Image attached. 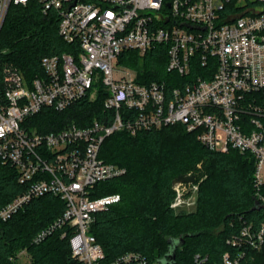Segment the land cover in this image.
<instances>
[{"label":"built area","instance_id":"built-area-1","mask_svg":"<svg viewBox=\"0 0 264 264\" xmlns=\"http://www.w3.org/2000/svg\"><path fill=\"white\" fill-rule=\"evenodd\" d=\"M30 1L0 0V32L10 7ZM37 1L44 13L58 14L59 34L70 49L42 57V73L31 80L14 62H0V159L27 185L0 210L2 220L35 197L59 196L65 211L36 235V243L65 228L71 231L72 256L82 264H151L134 251L106 262L91 227L97 212L122 197L90 193L126 171L100 157L108 136L177 123L210 150L250 155L256 200L264 204V0ZM158 45L165 48L167 71L177 77L140 82L128 66L116 75L115 63L125 51L144 57ZM8 52L0 48V59ZM101 94L105 115L88 126L71 123L42 132L27 125L45 107L62 111ZM195 182L174 187L175 210L190 190L198 192ZM228 243L235 253L226 251L215 264H242L247 249L264 245V221L244 225ZM25 254L23 249L18 256ZM195 261L208 264L199 254Z\"/></svg>","mask_w":264,"mask_h":264},{"label":"trees","instance_id":"trees-1","mask_svg":"<svg viewBox=\"0 0 264 264\" xmlns=\"http://www.w3.org/2000/svg\"><path fill=\"white\" fill-rule=\"evenodd\" d=\"M0 48L9 51L0 62H14L31 80L42 73V57L67 51L70 45L59 34L58 14L52 10L44 13L40 3L31 0L27 6L10 7L0 32ZM119 62L136 69L140 82L177 77L166 69L162 45L144 57L127 50ZM104 99L103 94L95 99L88 96L62 111L45 107L30 116L27 125L42 132L71 123L88 126L104 117ZM100 157L126 169L122 176L97 183L90 193L92 197L110 193L122 197L119 203L97 212L91 227L106 262L134 251L151 264H197V254L215 264L226 251L235 253L228 240L239 235L244 225L258 227L264 221L262 209L251 210L256 201L254 159L236 150H210L181 123L136 135L118 131L105 139ZM201 166L207 176L199 184L197 209L176 212L171 206L176 194L173 180L182 174L197 178ZM26 189L27 185L19 182L17 169L0 159V210ZM65 208L59 196L45 194L33 198L9 219L0 218V264H82L72 256L71 231L65 228L52 231L39 243L34 241ZM172 244H177L174 260L168 255ZM23 249L26 254L19 257ZM242 264H264V245L247 249Z\"/></svg>","mask_w":264,"mask_h":264},{"label":"rangeland","instance_id":"rangeland-1","mask_svg":"<svg viewBox=\"0 0 264 264\" xmlns=\"http://www.w3.org/2000/svg\"><path fill=\"white\" fill-rule=\"evenodd\" d=\"M129 68L127 66H125L124 64L120 63V62H116L115 63V73L116 75L120 74V73H124V72H128ZM207 176L205 168L203 166H201V168H199L198 170V175L197 178L195 176V184H199L205 177ZM193 187V186H190ZM191 192H189V194H187V201L182 203L180 205V208L176 209L175 211L178 213H183V212H192L195 211L198 207V192L195 191V189L193 188V190H190ZM196 192V193H195ZM153 264H160L157 261H155Z\"/></svg>","mask_w":264,"mask_h":264},{"label":"water","instance_id":"water-1","mask_svg":"<svg viewBox=\"0 0 264 264\" xmlns=\"http://www.w3.org/2000/svg\"><path fill=\"white\" fill-rule=\"evenodd\" d=\"M183 182H186V183H193L195 182V175L194 174H182V175H179L178 177H176L174 180H173V186L174 187H177L180 183H183ZM264 208V204H260L259 201H255L253 207L251 208V210H260ZM182 241H184L182 239ZM177 244H179L177 242ZM177 244L175 245H171L170 247V251L168 253V255L171 257L172 260L175 259V256H176V246Z\"/></svg>","mask_w":264,"mask_h":264}]
</instances>
